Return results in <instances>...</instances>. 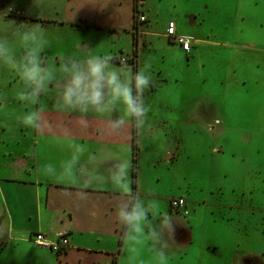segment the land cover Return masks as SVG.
<instances>
[{
    "label": "rangeland",
    "instance_id": "rangeland-1",
    "mask_svg": "<svg viewBox=\"0 0 264 264\" xmlns=\"http://www.w3.org/2000/svg\"><path fill=\"white\" fill-rule=\"evenodd\" d=\"M65 2L0 0V142L18 138L23 123L36 111L37 98H42L44 108L57 107L58 91L73 84L65 78L58 82L63 68L83 72L87 94L99 98L107 92L105 72L109 73L121 83L117 92L121 104L125 109L129 104L128 38L120 32L113 35L112 29L113 40L121 45L112 60L127 57V61L120 62L124 70L112 66V73L102 71L106 56L91 51L95 35L85 26L63 25L55 18ZM122 2L125 21L128 4ZM142 9L151 20L153 11L156 19L139 45L137 160L142 189L154 181L157 196L142 194L139 211L143 214L149 208L158 215L171 196L183 195L195 209L204 238L211 225L230 237L214 239L217 247L212 254L203 247L201 252L192 248L183 264H194L201 255L216 264L237 241L251 250L246 264H264V0H147ZM170 20L177 21L179 32L191 31L198 39L192 57L163 35L149 32H165L164 21ZM164 97L172 104L178 101L180 108H173L181 111H168L171 105ZM216 205L219 209L213 214ZM186 211L172 208L171 212L194 219ZM176 217L168 222L166 240L180 245L169 239L172 228L184 239V222ZM160 225L157 236L166 232Z\"/></svg>",
    "mask_w": 264,
    "mask_h": 264
},
{
    "label": "crops",
    "instance_id": "crops-1",
    "mask_svg": "<svg viewBox=\"0 0 264 264\" xmlns=\"http://www.w3.org/2000/svg\"><path fill=\"white\" fill-rule=\"evenodd\" d=\"M124 1L129 11L125 21H122V0H66L64 9L56 14L55 18L63 25L85 26L83 29L95 35L91 51L101 58L106 56L102 71L107 69L112 73V66L123 69L120 62L115 58L112 60L121 49V45L113 40L112 29L115 30L113 35L120 32L128 38L130 49L125 52L130 64L126 68L132 80L129 104L126 109L121 104L117 93L121 83L116 82V78L112 79L109 73L105 72L107 92L99 98L87 94L83 72L75 74L63 68L57 76L59 78L56 77L58 82L66 79L73 84L58 91L57 107L44 108L40 101L42 98H37L30 125V121H25L17 139L0 142V264H171L176 261L183 264L192 248H200L201 252L203 247L206 253L212 254V249L217 247L214 239H230L212 225L207 231L209 236L204 238L201 225L195 221V209H190L183 195L178 197L184 201L182 209H187V213L190 211L194 219L171 212L174 208L171 200L176 199L172 196H169L165 210L158 215L149 208L143 214L139 211L141 195L157 196V186L154 181H148L145 183L147 187L142 189L144 183L137 160V186L135 189L133 187L134 128L137 141L136 125H139L138 116L135 122L133 120V74L136 64L139 103L142 94V49L139 45L143 35L154 25L156 15L152 11L151 20L142 9L147 0L137 1L138 15L144 14L146 19L139 21L137 16L138 47L135 54L134 0ZM164 22L166 27L167 23ZM176 29L179 34L191 37L190 51L186 52L179 44L167 40L178 45L180 52L184 51L189 58L192 57L197 50L194 45L198 39L191 31L190 34L179 32L177 21ZM149 32L166 37L163 31ZM57 65L60 66V63ZM121 77L119 74L118 78ZM40 84L43 93L46 83L42 81ZM164 98L171 105L168 111H181L173 108L174 105L180 108L178 101L172 104L169 98ZM123 111L128 112L125 114ZM138 111H141L140 107ZM155 111L160 110L157 108ZM27 126L31 130L28 131ZM138 144L137 141V149ZM167 159L169 165L170 154ZM134 192L133 211L123 242L120 243ZM217 209L219 206H214L212 213H217ZM157 216L161 218L159 221L155 219ZM176 216L184 222V239H180L178 231L173 228L169 239L182 242L180 245L170 244L166 240L170 232V229H166L168 222ZM160 223L166 232L162 235L159 232L157 236L156 228ZM35 231L44 232L51 240L65 233L70 246L57 255L31 242L30 235ZM237 242L238 245L226 248V257L218 258L216 264H239L243 259L245 264L249 263L251 250L245 248L242 242ZM209 259L201 255L194 264H215L210 263Z\"/></svg>",
    "mask_w": 264,
    "mask_h": 264
},
{
    "label": "built area",
    "instance_id": "built-area-1",
    "mask_svg": "<svg viewBox=\"0 0 264 264\" xmlns=\"http://www.w3.org/2000/svg\"><path fill=\"white\" fill-rule=\"evenodd\" d=\"M146 19L144 14L138 15L139 21H144ZM165 36L169 41L177 43L181 46V48L189 52L192 47L191 37L179 34L176 29V22L174 20H170L167 24L166 31L164 32ZM116 61L126 62L127 57H116ZM171 204L174 208L182 209L184 208V201L181 198H176L171 200ZM187 212V211H186ZM36 245L48 248L55 252H64L70 246L69 238L66 234L60 236V238L51 240L44 232H38L34 234L33 238H30Z\"/></svg>",
    "mask_w": 264,
    "mask_h": 264
},
{
    "label": "trees",
    "instance_id": "trees-1",
    "mask_svg": "<svg viewBox=\"0 0 264 264\" xmlns=\"http://www.w3.org/2000/svg\"><path fill=\"white\" fill-rule=\"evenodd\" d=\"M138 7H137V0H134V16H135V27H134V31H133V37H134V43H135V54H137V47H138V26H137V16H138ZM138 116V75H137V67L136 64L134 66V74H133V120L134 122L136 121ZM133 161H134V165H133V169H132V175H133V187L134 189L137 186V180H136V176H137V171H136V161H137V141H136V129L134 128V139H133ZM134 194L133 193V200L131 201L130 207L128 209L127 215H126V219L123 225V229H122V235L120 237V243L123 242L124 236L126 234L128 225H129V220L131 217V213L133 211V207H134ZM118 251L120 252V248L118 249ZM117 260V256L114 257V261Z\"/></svg>",
    "mask_w": 264,
    "mask_h": 264
}]
</instances>
